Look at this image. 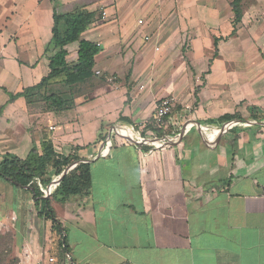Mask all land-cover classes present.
Wrapping results in <instances>:
<instances>
[{
  "label": "crops",
  "instance_id": "0c3cea01",
  "mask_svg": "<svg viewBox=\"0 0 264 264\" xmlns=\"http://www.w3.org/2000/svg\"><path fill=\"white\" fill-rule=\"evenodd\" d=\"M231 1L0 0V162L42 150L47 132L91 166L83 196L52 202L68 246L62 264H264V0H244L235 35ZM77 6L97 10L81 39L101 50L91 78L50 81L70 87L74 106L11 101L48 76L54 11ZM78 48L67 45L70 67ZM165 99L175 107L160 127ZM227 113L240 121L221 134L228 122L208 121ZM142 123L162 131L107 144L111 131ZM37 217L23 242L15 232L31 249L21 262L55 264L59 234Z\"/></svg>",
  "mask_w": 264,
  "mask_h": 264
},
{
  "label": "trees",
  "instance_id": "16d2710c",
  "mask_svg": "<svg viewBox=\"0 0 264 264\" xmlns=\"http://www.w3.org/2000/svg\"><path fill=\"white\" fill-rule=\"evenodd\" d=\"M244 0H232L231 7L234 12L232 21L233 30L231 35H235L240 27L244 15ZM97 10H91L86 6H77L70 11H54L53 36L51 44L56 50L50 56V72L48 76L41 79L36 85L25 88L17 94H10V100L24 96L28 103H33L41 97L48 103V107L53 106L56 111L69 109L74 106V98L67 92H45V88L50 81L62 74L66 75L65 83L75 85L91 78L94 73L95 57L101 50V45L86 39H81V34L93 23L98 20ZM79 41L78 62L72 67L67 62V45ZM218 40L215 39L217 46ZM239 118L238 113L224 114L219 118L212 119L208 123L222 125L228 121ZM236 127V126H234ZM233 127V128H234ZM232 128V129H233ZM161 132L162 129L146 125L143 135L147 136L151 131ZM101 139L99 136L98 141ZM113 145L119 141H125V138L119 135L112 137ZM42 150L34 144L31 151L25 158H21L13 153H6L0 162V178L5 179L14 185L17 189H24V186L32 194L35 205L41 206L40 215L52 223V229L60 236L59 247L61 256H66L68 246L65 229L57 216L56 210L52 204L53 200L65 203L71 197L76 195L83 196L85 189L91 180V166L85 158L78 155L80 147H74V151L65 155L59 152L54 144V140L47 132L44 133ZM71 164L74 166L62 178L60 183L52 188L48 197H44V188L53 180L60 176L63 171ZM16 242V234L12 230L1 232L0 230V264H20L18 256L13 254V246Z\"/></svg>",
  "mask_w": 264,
  "mask_h": 264
},
{
  "label": "rangeland",
  "instance_id": "374dc122",
  "mask_svg": "<svg viewBox=\"0 0 264 264\" xmlns=\"http://www.w3.org/2000/svg\"><path fill=\"white\" fill-rule=\"evenodd\" d=\"M103 11V10H102ZM138 15L135 16L137 18ZM224 23L226 21V17L224 18ZM43 69H41L42 72ZM70 87H66L64 84H57L52 87H50V83L48 86L44 89L45 92L51 93V92H67ZM41 100V97L37 100L39 103L37 104V107L43 109L45 104H43V100ZM36 101V102H37ZM25 191H21V189H17L14 185L9 183L3 178H0V230L1 232H5L7 230H12L13 232H19L23 233V236L21 237V240L25 239L24 235L27 231V226H29V223L32 222L31 219L33 218H38L37 214L40 216L41 220L44 221L45 217L43 215H40V210L42 209L41 206L35 205L33 201L32 194L24 189ZM23 192V193H22ZM29 195V196H28ZM31 229V228H30ZM29 231V230H28ZM30 232V231H29ZM28 232V233H29ZM27 233V234H28ZM26 234V236H27ZM16 237H20L16 233ZM61 240V236L58 235H53L51 238V244L55 245L51 252L53 253L52 255L58 259L55 264H62L63 262V257L61 256V249L59 247V242ZM33 241H31L32 243ZM34 246V243L31 244ZM13 254L15 256H18L20 259V264H29V259L27 262H21V258L23 256L28 257L31 252L30 251H25L21 247V245H18L15 243L13 246ZM26 252V253H24ZM34 252V249H33Z\"/></svg>",
  "mask_w": 264,
  "mask_h": 264
},
{
  "label": "built area",
  "instance_id": "2783aa9c",
  "mask_svg": "<svg viewBox=\"0 0 264 264\" xmlns=\"http://www.w3.org/2000/svg\"><path fill=\"white\" fill-rule=\"evenodd\" d=\"M102 18L105 19L106 18V12H103ZM174 102L171 99H165L163 101H161L156 109V114H155V123L157 126L163 127L166 125V120L171 116L173 109H174ZM146 128V124H139V125H135L132 124L130 125L128 128H123L120 130H117L115 133H113L111 131L109 139L107 140V144L110 146L111 144V138L114 135H119V136H130L131 138H133L134 140L142 143V142H146V138L143 135V130ZM60 176H58L55 180H57ZM54 181V180H53ZM59 184V183H58ZM56 184V185H58ZM54 186H47L46 188H44V197H48L51 193V190ZM53 258H50V261H53Z\"/></svg>",
  "mask_w": 264,
  "mask_h": 264
},
{
  "label": "water",
  "instance_id": "95a60500",
  "mask_svg": "<svg viewBox=\"0 0 264 264\" xmlns=\"http://www.w3.org/2000/svg\"><path fill=\"white\" fill-rule=\"evenodd\" d=\"M235 121H236V122H239L240 120H239V119H236ZM190 122H192V121H189V122L184 126L182 132L184 131V129L188 126V124H189ZM195 122H196V124H197L198 126H201V123H200L199 121H196V120H195ZM230 124H231V122H228L226 125L221 126V128H220V133L222 134V133L226 130L225 127H226L227 125H230ZM181 136H182V135H181ZM123 137L126 138L127 140L132 141V142H136V140H134V139L131 138L130 136H123ZM73 166H74V164L69 165V166L63 171V173L60 175V177H59L57 180L52 181L48 186L51 187V186H54V185L60 183V181L62 180V178L65 176V174H67L68 171H69ZM24 187L27 188L28 186H24Z\"/></svg>",
  "mask_w": 264,
  "mask_h": 264
}]
</instances>
